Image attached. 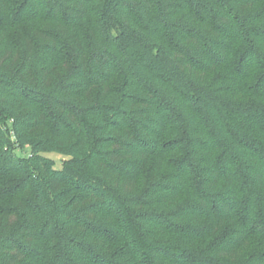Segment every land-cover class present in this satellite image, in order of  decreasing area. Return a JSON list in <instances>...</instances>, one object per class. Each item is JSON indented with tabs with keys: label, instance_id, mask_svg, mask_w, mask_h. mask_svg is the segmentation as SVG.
Wrapping results in <instances>:
<instances>
[{
	"label": "trees",
	"instance_id": "trees-1",
	"mask_svg": "<svg viewBox=\"0 0 264 264\" xmlns=\"http://www.w3.org/2000/svg\"><path fill=\"white\" fill-rule=\"evenodd\" d=\"M94 2L0 0V264H264V0Z\"/></svg>",
	"mask_w": 264,
	"mask_h": 264
},
{
	"label": "rangeland",
	"instance_id": "rangeland-1",
	"mask_svg": "<svg viewBox=\"0 0 264 264\" xmlns=\"http://www.w3.org/2000/svg\"><path fill=\"white\" fill-rule=\"evenodd\" d=\"M103 3V0H95L94 7H98ZM90 35H93L91 33ZM92 37V36H91ZM15 40L18 42L20 40V35H17ZM72 64H64L60 65L58 68H54L49 75L48 79H50V82L52 84L55 83V81H60L63 77H65L71 70ZM98 89L96 87H90L88 89L84 90H78L76 91V98L79 99V101H85L86 103L93 104L97 103V99H99L100 95L98 96ZM6 119H3V117L0 116V128L3 127V121ZM37 131H45L48 132V127H46V123L39 125L37 128ZM48 156L52 157L56 164L59 166L61 164V160L64 158V156L57 154V153H47ZM11 200L9 199L8 202L4 203L5 205L8 204ZM3 204V205H4Z\"/></svg>",
	"mask_w": 264,
	"mask_h": 264
}]
</instances>
